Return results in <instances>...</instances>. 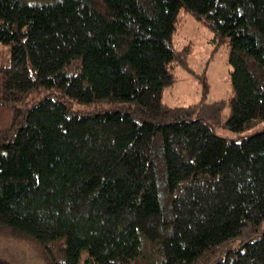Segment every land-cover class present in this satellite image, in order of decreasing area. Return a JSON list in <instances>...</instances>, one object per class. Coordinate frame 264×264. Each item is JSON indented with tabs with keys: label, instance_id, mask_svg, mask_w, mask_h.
<instances>
[{
	"label": "trees",
	"instance_id": "trees-1",
	"mask_svg": "<svg viewBox=\"0 0 264 264\" xmlns=\"http://www.w3.org/2000/svg\"><path fill=\"white\" fill-rule=\"evenodd\" d=\"M180 11L226 47L227 99L161 101ZM255 122L264 0H0V227L47 264H264V126L214 132Z\"/></svg>",
	"mask_w": 264,
	"mask_h": 264
},
{
	"label": "rangeland",
	"instance_id": "rangeland-1",
	"mask_svg": "<svg viewBox=\"0 0 264 264\" xmlns=\"http://www.w3.org/2000/svg\"><path fill=\"white\" fill-rule=\"evenodd\" d=\"M210 32L189 14L180 11V21L172 35L173 45L180 49L189 46L186 63L190 72L174 67L172 83L162 91L161 101L168 106H185L197 101L211 103L230 95L226 47L209 42ZM204 92V95H203ZM75 110L83 107L73 105ZM95 106L90 109L94 110ZM227 108L221 115H226ZM264 126L255 122L252 127L230 131L214 127L222 137L240 140ZM0 264H47L41 247L29 238L11 233L0 227Z\"/></svg>",
	"mask_w": 264,
	"mask_h": 264
}]
</instances>
